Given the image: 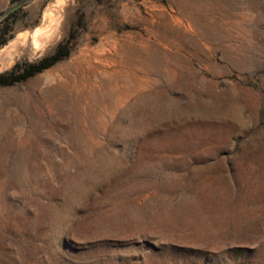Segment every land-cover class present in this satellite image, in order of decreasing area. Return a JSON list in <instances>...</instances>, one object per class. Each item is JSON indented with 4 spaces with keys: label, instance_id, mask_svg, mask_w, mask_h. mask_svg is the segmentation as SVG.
<instances>
[{
    "label": "rangeland",
    "instance_id": "1",
    "mask_svg": "<svg viewBox=\"0 0 264 264\" xmlns=\"http://www.w3.org/2000/svg\"><path fill=\"white\" fill-rule=\"evenodd\" d=\"M46 12L43 54L7 46ZM10 22L0 73L67 53L0 83V264H264V0H26Z\"/></svg>",
    "mask_w": 264,
    "mask_h": 264
},
{
    "label": "bare ground",
    "instance_id": "2",
    "mask_svg": "<svg viewBox=\"0 0 264 264\" xmlns=\"http://www.w3.org/2000/svg\"><path fill=\"white\" fill-rule=\"evenodd\" d=\"M56 15H54V13H52V12H46L44 14L43 21L39 26H37L33 30L19 33L18 36L16 37V39L7 46H9V47L15 46V48L21 46V48L23 50H25L27 48L28 55L31 58H34L38 55L43 54L45 52V50L48 47H50L59 36L61 20L59 19V12H58V16H56ZM7 46L3 47V49H5ZM99 47H97L96 49L92 48L93 53L91 52L90 55H92V56L90 58H86L84 55H81L80 58L75 59V61L72 62L71 66H65L64 67L65 68V70H64L65 74H63V75L59 76L58 72L54 71V70L49 71L46 74H44V76L42 77L43 80L41 82V88H40L41 92L43 94L49 95V96L50 95H57V94H60L63 92L65 93L66 91L64 89H65L66 85H69L71 82L73 83L74 81H77L79 79H83V74L81 73V69H83V67H85L86 65L87 66L92 65V63L94 61L93 58L96 57L97 49H99ZM22 49H18V48L16 49V52L18 53V55H20L23 52ZM98 51H100V50H98ZM13 58L14 57L11 56V60ZM86 68H88V67H86ZM54 80H57V81L54 83ZM20 93H17V95H23L22 93L21 94ZM5 104H9V103H5ZM0 108H1V103H0ZM3 108H5V107H3Z\"/></svg>",
    "mask_w": 264,
    "mask_h": 264
},
{
    "label": "trees",
    "instance_id": "3",
    "mask_svg": "<svg viewBox=\"0 0 264 264\" xmlns=\"http://www.w3.org/2000/svg\"><path fill=\"white\" fill-rule=\"evenodd\" d=\"M15 12H16V10L11 12L10 14H8L7 16H5L4 18H2L0 20V45L3 44L4 42H6V40L8 39L7 33L11 29L10 28L11 27L10 19L15 14ZM66 53H62L61 50L58 49L55 54H53L52 56L49 57L48 60L39 62L37 64H32V68L28 69L26 72H23L22 74H20L18 76L10 77L11 75H14V71H15L16 67H14L12 70L7 71L5 73H0V83H2V84L13 83L16 80H20L22 78H25V77L35 73L36 71H39V70L47 67L48 65H50L54 61L63 57V55Z\"/></svg>",
    "mask_w": 264,
    "mask_h": 264
},
{
    "label": "water",
    "instance_id": "4",
    "mask_svg": "<svg viewBox=\"0 0 264 264\" xmlns=\"http://www.w3.org/2000/svg\"><path fill=\"white\" fill-rule=\"evenodd\" d=\"M25 1H26V0H25ZM25 1H21V2H19V3H17V4H15V5H13L12 7H10L8 10H6V11H4V12H1V13H0V20H1L2 18H4L5 16H7L8 14H10L11 12H13V11L19 9V8L24 4Z\"/></svg>",
    "mask_w": 264,
    "mask_h": 264
}]
</instances>
